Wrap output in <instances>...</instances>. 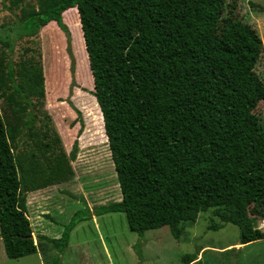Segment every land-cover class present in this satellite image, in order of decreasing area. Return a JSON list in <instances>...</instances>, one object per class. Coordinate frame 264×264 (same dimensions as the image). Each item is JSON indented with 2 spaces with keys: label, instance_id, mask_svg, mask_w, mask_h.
<instances>
[{
  "label": "trees",
  "instance_id": "obj_1",
  "mask_svg": "<svg viewBox=\"0 0 264 264\" xmlns=\"http://www.w3.org/2000/svg\"><path fill=\"white\" fill-rule=\"evenodd\" d=\"M22 1L3 0L20 13L12 24L0 25V42L12 54L16 40L55 22L66 36L72 76L64 19L71 12L79 17L68 25L81 31L91 95L121 191L120 201L96 207L94 215L124 212L140 237L167 226L179 239L185 222L215 208L221 222L239 228V244L264 239L248 212V182L264 175V128L254 114L259 80L251 71L262 48L257 33L222 20V0H38L37 7H20ZM26 65L21 68L30 79L41 72L37 63ZM14 74L8 55V88L28 108L14 149L0 111V238L10 259L37 252L15 154L37 118ZM77 144L75 139L71 160ZM252 199L264 220V195ZM85 210L74 212L60 237H42L57 251L46 264H60L71 230L90 219ZM184 258L190 264L196 255Z\"/></svg>",
  "mask_w": 264,
  "mask_h": 264
},
{
  "label": "rangeland",
  "instance_id": "obj_2",
  "mask_svg": "<svg viewBox=\"0 0 264 264\" xmlns=\"http://www.w3.org/2000/svg\"><path fill=\"white\" fill-rule=\"evenodd\" d=\"M222 1V20L248 26L262 41L251 71L259 80L254 114L264 128V0ZM37 5L38 0H23L20 7ZM8 7V2L0 0V25H10L19 16L20 8ZM65 19L74 59L73 76L66 36L55 22L35 37L16 40L12 54L0 42V111L12 149L28 108L8 88V55L15 67V81L31 99L37 118L15 149L24 175L26 214L37 252L10 259L0 238V264L48 263L57 251L42 237H60L74 212L85 209L90 211V219L71 230L60 264H185L186 254L197 257L190 264H264V239L238 245L239 228L221 222L215 208L204 209L194 221L185 222L179 239L172 236L167 226L147 230L140 237L129 228L124 212L93 214L96 207L120 201L121 191L102 113L91 95L93 79L83 38L79 30L73 33L68 25V21L76 20V15L69 13L67 22ZM31 61L39 64L41 72L30 79L29 72L21 67ZM75 139L77 150L71 160L69 154ZM248 191L249 215L254 225L264 230V220L252 199L264 195L263 174L259 182L249 180ZM261 211L264 214V205Z\"/></svg>",
  "mask_w": 264,
  "mask_h": 264
},
{
  "label": "crops",
  "instance_id": "obj_3",
  "mask_svg": "<svg viewBox=\"0 0 264 264\" xmlns=\"http://www.w3.org/2000/svg\"><path fill=\"white\" fill-rule=\"evenodd\" d=\"M71 14H72V12H71ZM63 19H64V17H63ZM78 19V22H79V17L76 15V20ZM49 24H52V22H50ZM48 25H46L44 28H42L41 30L43 31V30H45V28L47 27ZM40 30V31H41ZM79 32H80V34H81V31L79 30ZM81 36V35H80ZM82 42H83V39H82ZM83 44V43H82ZM238 245H239V243H238ZM197 258V257H196ZM196 260V259H195ZM194 260V261H195ZM193 262V261H192ZM191 263V262H190Z\"/></svg>",
  "mask_w": 264,
  "mask_h": 264
}]
</instances>
